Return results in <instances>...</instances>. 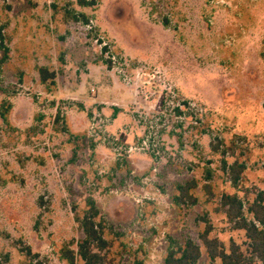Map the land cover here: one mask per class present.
I'll use <instances>...</instances> for the list:
<instances>
[{"label":"rangeland","instance_id":"obj_1","mask_svg":"<svg viewBox=\"0 0 264 264\" xmlns=\"http://www.w3.org/2000/svg\"><path fill=\"white\" fill-rule=\"evenodd\" d=\"M89 1L0 0V264H68L58 254L84 237L88 196L103 264H164L185 239L209 264L208 225L246 244L222 195L250 220L264 190V0ZM192 179L195 201L178 202Z\"/></svg>","mask_w":264,"mask_h":264},{"label":"trees","instance_id":"obj_2","mask_svg":"<svg viewBox=\"0 0 264 264\" xmlns=\"http://www.w3.org/2000/svg\"><path fill=\"white\" fill-rule=\"evenodd\" d=\"M77 2L80 6H91L94 3L89 0H77ZM82 17L85 23L88 24L89 19L85 15H82ZM38 72L41 84L50 82V84L55 85V71L40 67ZM11 107L12 104L8 100H4L0 105V117L4 121H6L7 113ZM70 136L73 137L74 135L70 133ZM86 140L91 142L90 138ZM90 149L94 151V143L91 144ZM243 168V165L237 163L230 166V172L233 173V182L238 181ZM196 185L195 179L189 180L184 184H178L177 188L180 191V195L175 197V199L178 202L180 200L186 201L187 199L195 201V197L190 194V190L194 189ZM85 204L87 209H84L83 217L77 220L84 237L76 242V250L70 248L69 244L63 245L58 258L68 264H77L78 259L83 261V264H103V256L94 251V247L102 249L107 245V241L103 237L101 223L96 221L99 209L95 199L91 196L86 198ZM222 206L229 219L234 221L236 228L244 230L247 241L246 244L242 245L231 239L228 246H226L218 238L209 236L211 227L208 225L200 233V239L209 258V264H264V190L258 191L254 200L247 203V213L252 215L250 220L244 212V201L237 195H222ZM244 245L245 247H243ZM27 255H31L30 250H27ZM37 257V254H33L29 260L20 264H44ZM200 257L201 247L199 244L192 239H185L176 248L169 249L164 258V264H197Z\"/></svg>","mask_w":264,"mask_h":264},{"label":"built area","instance_id":"obj_3","mask_svg":"<svg viewBox=\"0 0 264 264\" xmlns=\"http://www.w3.org/2000/svg\"><path fill=\"white\" fill-rule=\"evenodd\" d=\"M94 42L98 45L100 52L103 53V56L114 66L117 63V57L114 53H112L111 44L100 35L95 37Z\"/></svg>","mask_w":264,"mask_h":264}]
</instances>
